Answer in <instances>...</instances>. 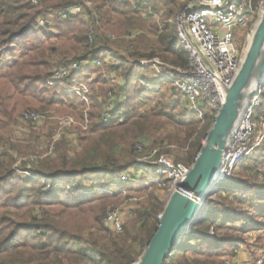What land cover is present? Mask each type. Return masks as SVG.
Wrapping results in <instances>:
<instances>
[{"label": "trees", "instance_id": "trees-1", "mask_svg": "<svg viewBox=\"0 0 264 264\" xmlns=\"http://www.w3.org/2000/svg\"><path fill=\"white\" fill-rule=\"evenodd\" d=\"M258 2L254 0L255 5ZM76 5L83 7L87 18L75 17L64 25L59 23V35H47L38 27L37 19L46 17L48 11H64ZM178 7L177 1L166 0H141L136 8L117 0H40L38 5H33L31 0H0L1 55L15 53L18 42L32 39V42L25 43L18 59L0 62V197L4 198L0 203V264H65L66 261L69 264H134L139 256L145 254L159 226L157 210L142 214V225L138 229H127L115 237H108L112 234L99 226H89L97 232L87 235L83 228L75 232H56L53 225L56 218L49 219L45 214L56 208L66 211L62 216L82 211L106 196H72L74 192L60 190L59 196H65V201L44 190L41 180L54 183L69 178L72 182L83 177L91 182L89 192L103 191L107 187L122 191L129 184H117V181L136 165V158L141 156L139 148L144 153L159 144V141H154L155 147L150 146L149 139H161L167 124H178L181 130L191 133L184 140V146H187L189 138L197 134L198 124L203 121L198 139L191 143L187 159L188 165L195 163L201 144L215 122L216 113L205 112L203 120L187 122L172 110L167 112L169 105L162 102L163 97L145 111L144 108L149 106L146 101L150 98L144 100L143 97L162 82L151 76L149 71L153 68L141 67L138 63L159 59L185 71L191 68L190 54L180 46L172 31ZM139 30L143 32L132 37ZM148 31L155 39L146 34ZM110 36L122 41L113 43ZM54 40H62L63 44L58 46ZM109 55L118 60L106 63ZM98 61H103L104 68L98 71L100 92L89 95L93 110L89 114L91 137L80 136L81 151L76 150L74 154L71 152L73 145L64 138L51 155L44 157L47 151H41L39 136L23 140L17 135L20 112L31 107L29 99L46 103L48 107L66 103L75 107V111H84L87 108L85 103L67 91L70 80L76 75L74 71L70 70L67 78L56 88L48 85L47 78L56 68L68 67L73 62H88L85 72L91 73ZM113 71L116 80L110 76ZM109 93L117 99L118 108L113 109L112 121L104 123L105 108L112 106L108 101ZM121 98H124L122 102ZM22 157L29 159L18 166ZM32 157H37V161L34 162ZM261 163L264 166V152L255 153L242 163L244 168L240 174L257 171ZM20 168L38 179L25 180L16 176L15 172ZM73 185L80 188V184ZM18 187L21 190L17 192ZM222 187L217 196L244 197L242 202L248 204L250 211L235 210L219 200H207L206 214L202 212L165 264H201L197 257L211 259L222 253V247L238 249L246 243L243 238L227 236L225 233L228 231L239 235L264 232V187L249 184L240 176ZM14 211L16 217L22 215L20 223L13 219ZM213 230L216 234H224L212 238L210 233ZM21 233L25 235L20 241ZM189 255L194 256L189 258Z\"/></svg>", "mask_w": 264, "mask_h": 264}, {"label": "rangeland", "instance_id": "rangeland-1", "mask_svg": "<svg viewBox=\"0 0 264 264\" xmlns=\"http://www.w3.org/2000/svg\"><path fill=\"white\" fill-rule=\"evenodd\" d=\"M117 2H120V1L117 0ZM177 4L178 6H180L181 2H177ZM53 12L50 13V11H48V14L46 17L40 16L37 19L38 23L40 20H44L42 22L45 23V25H41L42 27H40L39 25L40 23L39 24L37 23V24L40 29H43L45 31V34L47 35L53 34L57 36L60 34V31H59L60 24L59 23L63 24L64 22L66 23V21L60 20L57 16H55ZM46 23L48 24L46 25ZM175 24H173V27H172L173 35L175 34ZM147 27H148L147 30H150L149 26ZM140 31L141 30H139L138 33L135 32L136 36L139 35L141 32H143V31L141 32ZM252 31L253 29L250 30V27L244 30L235 31L236 45L242 54L247 53L248 47L253 37V34H251ZM146 34L151 35L153 39H155L152 32L148 31ZM120 41H122L120 38H116V40H113L112 42L119 43ZM30 42H32L31 38H29L28 40L23 39L21 42L17 43L18 47L15 53L12 52L11 54L4 55V56H2L0 53V62L3 63L6 59H18L20 56V53L23 50L22 48L25 45V43L28 44ZM53 43L58 44V46H60L61 44H63V41L54 40ZM116 60H118L116 57L109 55L107 57L106 63L110 64L112 61H116ZM55 62L57 63L58 61H55ZM165 64L171 66V64L169 63H165ZM147 67L153 68L151 66H147ZM58 68L54 70L52 76L54 75L55 71ZM103 68H104L103 61H98L91 73H86L84 71L86 79L88 80V83L90 84V93H89L90 96L94 94L96 91L100 92L99 90L100 84H98V78L100 75L98 71L102 70ZM153 69L154 70L149 71L151 76L152 77L156 76L159 79V81L162 82V84L155 87L154 90L149 95H146L143 97V99L150 98L148 101H146L147 103H149V106L146 107V109L144 108L145 111L150 110L151 106H154L156 101L159 98L163 97L161 99L162 102L167 103V106L169 105L167 112L173 111L177 115L178 118L183 117L186 119L187 122H191V121L198 122L200 120H203L205 112H212V111L215 112L208 104L201 106V114L199 112L191 111L189 109V104H188L189 102L187 101L186 96L182 94L181 92H179L178 90H176L172 86V84H169L166 81L165 78L164 79L160 78L156 72L157 70L155 68ZM163 69H166V68H163ZM114 72L115 71L110 72V76H111V73L113 76ZM0 75H2V72H0ZM52 76L47 78L48 82L52 79ZM112 76L111 78L113 80H116V77L114 76L112 77ZM61 82L62 81L56 82L53 87H51L49 84L48 85L51 88H56L58 85H60ZM33 90H34V87H33ZM36 94H40V93L36 91ZM109 94H112V93H109ZM109 94H108V101L111 100L109 97ZM49 96H51V94ZM132 96H134V98L136 97L134 94ZM113 98H114L113 104L116 110L118 108L117 99H115L114 96ZM123 100L124 98L120 99L121 102ZM29 101L32 103L31 107H29L28 109L22 110L19 115L20 124L18 125V129L16 133L21 139L30 140L31 137L37 138L39 136V141H40L39 143H41V146H42L41 151L44 153H46L47 151L44 157L49 155L53 140L57 137L58 134H60V139H58L56 143L54 144V150H55L56 145L60 143L62 139L67 138L68 141H70L71 144L73 145V149H71L72 150L71 152L73 154L76 152V150L81 151L80 150V136L86 135V137L87 136L91 137L90 135L91 121H90L89 114L93 112V110H92L90 101H88L89 102L88 104L85 103L87 108L84 111H75V107L73 106L71 107L70 104H66V103H55L53 106L48 107L46 103H44L45 104L44 105L41 103V101H38V100L36 101L34 99L33 100L29 99ZM43 107H46V108L43 110L42 109ZM108 108L109 107L106 106L104 116L107 113ZM29 112L46 114L47 119L45 123L41 126H33L32 124L24 123L22 121V117L24 116V114L29 113ZM216 116H217V113H216ZM69 120H73L75 123L69 124ZM165 124L167 123L165 122ZM203 125H204L203 121L200 125L198 124L197 134H193V136L189 138V141H188L189 145L187 146H184V140H186L190 136L191 133L186 130H181L179 128L180 125L178 124H175V125L167 124L165 126V131L161 139L160 138L159 139L157 138L149 139V145L153 146L154 141L156 143L159 141V144L156 147L153 146L155 147L153 150L160 151L163 155H165L168 158V160L172 161L173 164L175 165L182 164L191 169L193 165L190 166L187 164L188 163L187 159L189 158V155H190L191 143L192 141H196L198 139L199 130L203 127ZM48 138L50 140H48ZM162 138H164V140H162ZM205 139L203 140L201 146L204 144ZM54 150H52V152H54ZM260 152H264V151L257 150L253 153V155L255 153H260ZM198 153L196 156H198ZM251 157H249L248 159L250 160ZM32 158H36L34 162L37 161V157H32ZM27 159L25 157H22V160L18 162V166H21L22 161H26ZM156 160H157L156 158L146 160V156L137 157L135 161L136 165L132 167L127 174L123 175L127 177V181H121V178L123 176L117 181V184H120V183L129 184V187L126 189H123L122 191H117L116 187H112V188L107 187L103 189V191L95 190L94 192L93 191L89 192L88 186H90L91 182L89 181V179H86L83 177L75 178L73 179L74 181L72 182H71L72 179H69V178L61 179V180L55 181L54 183H48L47 181L41 180V185L43 189L46 191L47 190L51 191L57 197L60 195L59 194L60 190H65V191H70V192L72 191L74 192V193H71L72 196L75 195V196H80V197H83V196L90 197L92 195H98L99 197H102L104 196V194L106 196L105 199L96 201L95 203L87 207H84L82 211H75L74 213L62 216V212H66V211H64V209L62 208H56L53 211H50L49 213L45 214L44 216L48 217L49 219L56 218L57 222L53 224L54 228L56 229V232L60 230H67L70 232H75L78 229L83 228V233L87 235L89 233L97 232V229H95L94 227L90 228L89 226H95V227L99 226L102 230H107L105 228V223H104L107 213L109 212V210H118L124 222L123 231L117 233V232H112V231L107 230L110 232V234H112V235H108V237L110 236L115 237L117 235H122L127 229H130V230L138 229L142 225L140 221V216L142 214H150L151 212L155 210H157L156 219L159 221V224H160V218H163L168 202L172 196L169 193V186H170L171 181L168 179V177H165V175H160L156 170V166H154V164L153 165L151 164ZM242 163L237 167V171L235 172L233 179H235L236 177L239 178L240 176L241 179L245 178V180H247L249 184H257L260 187H264V166L263 164L261 163L259 165V168L257 170L258 172L257 171L252 172L249 170L247 172L244 171V173L240 174L241 168H244L242 166ZM237 173L239 174L236 175ZM256 173L258 174L259 178L258 176H256ZM15 175L25 180H30V179L37 180L38 179L37 177H34L32 174H29L27 171H24L22 169L19 171H16ZM73 184H80V188H75V185ZM20 190H21L20 187H18L17 192ZM221 190H223L222 186L219 187V191ZM59 197L60 199L67 201V198H65V196L62 195ZM242 198L241 196L239 197L231 196L230 197V196H227V194H222L220 196H217V194H214L210 196L208 200L210 201L219 200L222 204H226L227 206H230L231 208L235 210L250 211L248 204L242 202ZM2 200H4V198L0 197V203L2 202ZM206 207H208L207 203H206ZM206 212H207V208L203 211V214H206ZM16 215L17 213L15 212L13 219L17 223H20L23 220L21 218L22 215H19L18 217H16ZM55 215L59 217H54ZM222 234L224 233L217 232L216 234V232L213 230L211 231L210 236L212 238H216V235L221 237ZM225 234L227 236H236V237L243 238L245 239L246 243H244V245L242 244V246L239 247L238 249L237 247L230 248V249H226L222 247L221 248L222 253L220 255L214 256V257L212 256L211 259L197 257V259L199 260L198 262H200L201 264H264V232H253L252 231L248 233L247 235H239L236 232L228 231ZM24 235L25 233H21V237L19 239L20 241L23 239ZM192 244L194 245L195 242H193ZM143 256L144 255L139 256L137 258V261L134 264L138 263ZM193 256L194 255H189V258L191 257L193 258ZM65 264H69V263L66 261ZM76 264H89V263L77 262Z\"/></svg>", "mask_w": 264, "mask_h": 264}, {"label": "built area", "instance_id": "built-area-1", "mask_svg": "<svg viewBox=\"0 0 264 264\" xmlns=\"http://www.w3.org/2000/svg\"><path fill=\"white\" fill-rule=\"evenodd\" d=\"M118 1L131 4L135 8L141 2V0ZM166 1L181 2L176 14L174 37L180 46L190 54L191 68L185 71L171 67L159 59L141 60L138 63L141 67L155 68L160 78H165L176 90L184 94L191 111L201 114V106L208 104L218 114L226 101V89L234 83L246 55L242 54L236 45L235 31L250 27V30L253 29L251 34L254 33L264 12V0H260L256 5L254 0ZM39 2L40 0H31L33 5H38ZM146 7L149 8V5L147 4ZM52 12L50 11V13ZM53 13L62 21L75 17L87 18L81 5ZM42 21L44 20L39 21L40 24L37 22L40 27L45 25ZM132 35L134 37L136 33ZM110 39L113 41L116 40V37L110 36ZM88 66V62H73L68 67L61 66L55 71L48 84L53 87L56 82L65 80L69 71L72 70L76 75L70 80V87L67 91L88 104L90 84L84 74ZM113 76L117 78L115 72ZM109 97L112 106L108 108L103 118L104 123L113 119L114 98L112 94H109ZM46 116V114L29 112L24 114L22 121L33 126H41L45 123ZM121 121L123 120L121 119ZM72 123L75 122L69 120V124ZM58 139H60V134L53 140L49 155L52 154L54 144ZM257 150L264 151V76L237 129L231 136L216 184L232 181L237 167ZM139 151L142 157L146 156V160L157 159L151 164L156 166L160 175H165L171 181L169 186L171 196L180 192L189 199L194 198L192 193L178 189L189 174L191 170L189 167L173 164L158 150L143 153L142 148H139ZM32 160L35 161L36 158H32ZM121 181H127V177L123 176ZM215 190H219V187ZM205 208L206 204H204ZM161 220L162 218H160ZM104 223L105 228L109 231L117 233L123 231L124 222L118 210H109Z\"/></svg>", "mask_w": 264, "mask_h": 264}, {"label": "water", "instance_id": "water-1", "mask_svg": "<svg viewBox=\"0 0 264 264\" xmlns=\"http://www.w3.org/2000/svg\"><path fill=\"white\" fill-rule=\"evenodd\" d=\"M263 76L264 12L253 33L241 69L232 86L226 89L225 104L218 112L193 167L178 189L192 193L193 197L200 199L203 204L207 203L210 196L219 192L213 185L219 180V172L231 136L237 129ZM201 214V207L195 200L187 198L180 192L175 193L168 202L165 214L144 256L136 264H165L167 257L190 232Z\"/></svg>", "mask_w": 264, "mask_h": 264}, {"label": "bare ground", "instance_id": "bare-ground-1", "mask_svg": "<svg viewBox=\"0 0 264 264\" xmlns=\"http://www.w3.org/2000/svg\"><path fill=\"white\" fill-rule=\"evenodd\" d=\"M220 173V172H219ZM226 183H219V184H215V185H213V186H215V187H220V186H223V185H225ZM212 191H214L213 189H212ZM193 200H195V202L197 203V204H199V206L201 207V210H202V212L206 209H204V204H203V202L200 200V199H195V198H193Z\"/></svg>", "mask_w": 264, "mask_h": 264}]
</instances>
